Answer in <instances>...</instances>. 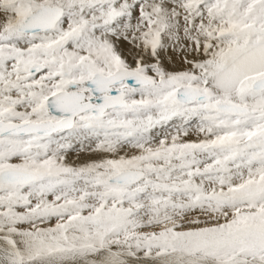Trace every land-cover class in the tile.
I'll use <instances>...</instances> for the list:
<instances>
[{
  "label": "snow or ice",
  "instance_id": "1",
  "mask_svg": "<svg viewBox=\"0 0 264 264\" xmlns=\"http://www.w3.org/2000/svg\"><path fill=\"white\" fill-rule=\"evenodd\" d=\"M0 264H264V0H0Z\"/></svg>",
  "mask_w": 264,
  "mask_h": 264
}]
</instances>
